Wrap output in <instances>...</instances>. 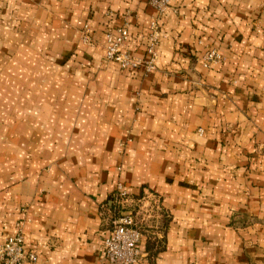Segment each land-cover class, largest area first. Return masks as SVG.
Listing matches in <instances>:
<instances>
[{"label":"crops","instance_id":"0c3cea01","mask_svg":"<svg viewBox=\"0 0 264 264\" xmlns=\"http://www.w3.org/2000/svg\"><path fill=\"white\" fill-rule=\"evenodd\" d=\"M157 15L149 0H0V243L21 220L25 264H107L101 208L119 184L149 185L169 213L137 264H264V0H172L154 70L91 72L105 50L81 43L84 24L103 44L128 16L126 49L146 57ZM207 45L225 62L205 67Z\"/></svg>","mask_w":264,"mask_h":264},{"label":"built area","instance_id":"2783aa9c","mask_svg":"<svg viewBox=\"0 0 264 264\" xmlns=\"http://www.w3.org/2000/svg\"><path fill=\"white\" fill-rule=\"evenodd\" d=\"M171 1L149 0L158 15L151 20L150 31L143 37L146 42V57L135 56L127 51L130 23L128 16H125L121 26L105 32V41L102 45L107 61L117 63L122 70L143 69L146 73L154 70L159 56L157 48L162 35L160 20L170 8ZM82 39L88 45H96L88 23L82 28ZM199 43L203 42L200 40ZM222 57L217 48L207 47L201 60L208 68L220 62ZM116 189L119 197L127 196L128 192L121 184ZM16 227L18 230L16 234L9 236L4 243L0 244V264H25L34 262L37 258L35 251L26 248L21 222H17ZM143 236L133 216L123 214L109 228V236L105 239L102 251L103 260L107 264H137L144 255L139 248Z\"/></svg>","mask_w":264,"mask_h":264},{"label":"rangeland","instance_id":"374dc122","mask_svg":"<svg viewBox=\"0 0 264 264\" xmlns=\"http://www.w3.org/2000/svg\"><path fill=\"white\" fill-rule=\"evenodd\" d=\"M85 25V24H84ZM83 25V27H84ZM255 26L259 25V22H255ZM82 27V28H83ZM82 28H80L79 34H80V41L83 45L90 47V48H99L103 49L102 43H99V41L94 37V40L96 41V45H88L85 42H83L82 39ZM93 36V35H92ZM211 48H216L214 46H206ZM218 49V48H217ZM219 50V49H218ZM221 53V52H220ZM222 54V53H221ZM66 59L75 56V50H72L68 54L65 55ZM222 60L218 63H224L226 60V57L222 54ZM109 61H107L104 58V63L99 66L97 69L95 68L91 72L94 74H98L100 72L101 68H104V64H108ZM215 63V64H218ZM213 64L212 66H214ZM208 67V69L212 68ZM45 69L46 73L53 72V66L46 64V65H40V70L43 71ZM87 70L90 72V66L87 65H77L74 63H68L66 66H63L60 73L63 72H76V70ZM37 71V70H36ZM99 95H101L100 90L98 91ZM38 113H40L38 111ZM34 116V114H30ZM40 115V114H39ZM18 121L17 119H15ZM15 121H11L12 128H15L16 126ZM8 132V131H7ZM131 132V131H130ZM200 132V131H199ZM12 133L20 135L21 132L17 131L16 129H13ZM39 135V133H36ZM133 138L131 136V133H128L126 136L122 137L120 140H118L116 144V151L118 153V156L123 159L125 156L128 155L131 146H132ZM264 146H261V149ZM50 166L46 167V170H49ZM127 196L124 198H121L118 196L117 189L115 188L110 196V204H104L102 205L101 212L103 213L104 223L107 225L108 228H111L114 225V221L122 216L123 214H130L133 216L134 220L136 221L137 225L141 228L144 236L148 238V240L153 244L154 249H160L164 246L162 243L163 238H159L157 236L158 233H164L166 230L167 220L169 219V213L167 212V209L163 206V200L160 194L152 187H149V185H143L138 193H134L131 191V189L126 188ZM43 192H39L38 194H42ZM30 206V203H26L22 206L21 212L26 213L28 211V207ZM17 222H21V220H17ZM15 223V224H16ZM22 223V222H21ZM1 244V243H0ZM35 262V261H34Z\"/></svg>","mask_w":264,"mask_h":264}]
</instances>
